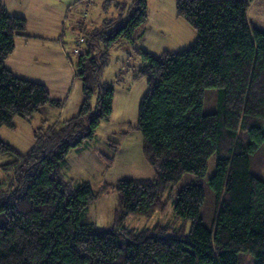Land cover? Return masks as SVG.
Wrapping results in <instances>:
<instances>
[{
	"label": "trees",
	"instance_id": "obj_1",
	"mask_svg": "<svg viewBox=\"0 0 264 264\" xmlns=\"http://www.w3.org/2000/svg\"><path fill=\"white\" fill-rule=\"evenodd\" d=\"M113 2L121 11L118 19L80 31L87 42L76 66L84 96L78 112L36 132L26 154L0 139V157L17 156L3 166L12 177L0 183V264H239L241 253L264 264V179L252 169L264 151V30L248 19L251 0H176L177 17L197 32V41L159 56L135 51V79L147 78L148 89L136 125L128 127L142 134L155 179H125L95 190L66 177L71 151L93 142L112 118L115 85L102 81L111 48L121 40L134 45L148 20V0H108L105 10ZM27 27L0 0V131L16 129L17 117L30 122L48 106L62 108L44 84L5 66L16 37L30 38ZM211 89L218 91L219 110L205 114ZM214 155L211 228L204 225L207 190L197 182L176 195L171 224L126 226L129 217L165 212L168 190L185 174L204 179ZM104 158L108 167L114 162ZM113 190V226L101 228L86 214Z\"/></svg>",
	"mask_w": 264,
	"mask_h": 264
},
{
	"label": "rangeland",
	"instance_id": "obj_2",
	"mask_svg": "<svg viewBox=\"0 0 264 264\" xmlns=\"http://www.w3.org/2000/svg\"><path fill=\"white\" fill-rule=\"evenodd\" d=\"M81 0H20L22 6H26V13L31 20L41 25H55L66 11L69 3L77 6L71 11L65 29V48L71 56L69 63L63 62L59 57L52 68L47 71L43 63L39 65L31 63L27 56L22 55L21 47L15 55L16 61H20L17 69L24 75H30L44 79L47 77L53 81L52 86L67 85L71 82V92L66 108L50 113V116L37 114L32 121H26L17 117L14 120L16 129L4 127L0 131V139L9 143L19 153H28L36 144V132L43 134L47 129L56 124V121L69 119L78 111L83 100L82 82L80 79L73 81L71 71L77 66L78 55L75 53V43L81 37L87 38V34L73 31L88 21L89 28L103 25L106 20L118 19L121 11L116 7V2L110 4L105 10L108 0H86L87 3L78 5ZM44 4V5H43ZM43 5V7H42ZM88 5V6H86ZM151 17L148 24H144L135 35V44L126 40L116 43L109 52L110 63L105 70L102 81L115 85L114 111L109 122H104L97 131L93 142L83 147L73 149L68 157L67 178L72 177L79 181H86L93 189L98 190L104 184H116L125 179H155L156 173L146 161L142 147L143 136L137 130H130L129 123L136 125L138 121V108L143 95L148 89L147 78L135 79L134 69L139 67V60L135 51L145 49L153 55L159 56L164 50L182 51L191 47L196 41L197 32L184 20L175 17L176 0H148ZM38 15L53 17L39 22L35 19ZM65 21V20H64ZM81 23V24H80ZM85 26L88 27V24ZM49 27V26H48ZM61 29V24L58 26ZM88 28V29H89ZM81 30V29H80ZM86 30V29H85ZM138 36H140L138 38ZM83 48V47H82ZM59 52V48L57 49ZM57 56V55H56ZM25 62L26 65L23 64ZM73 72V71H72ZM44 77H43V76ZM119 79V81H118ZM95 104V100H94ZM218 107V91L215 89L206 92L203 112L215 113ZM52 114V115H51ZM115 147V149H114ZM114 158V162L108 167L104 157ZM216 159L214 155L209 162V171L204 179H197L193 174H185L178 184L168 190L166 199H169L168 209L163 213H156L152 218L132 216L126 220V226L138 230L153 228L157 225L171 224L175 219L174 203L176 195L187 185L200 183L208 194L207 208L204 212V225L212 227L214 195L211 196L209 181L216 174ZM17 160L14 154L0 157V183L9 181L12 177L3 169V166ZM264 151L253 162V173L264 179ZM171 197H174L171 199ZM118 204L117 192L110 191L99 200L93 202L86 214L87 218L95 222L99 227L109 229L113 226L115 210ZM239 264H256L255 257L249 253L239 255Z\"/></svg>",
	"mask_w": 264,
	"mask_h": 264
},
{
	"label": "crops",
	"instance_id": "obj_3",
	"mask_svg": "<svg viewBox=\"0 0 264 264\" xmlns=\"http://www.w3.org/2000/svg\"><path fill=\"white\" fill-rule=\"evenodd\" d=\"M2 2L6 5L8 12L11 15L23 17L28 21V27H27V31L25 34L26 36L30 37V38H25L22 36L16 37V49L14 53L10 55V57L6 60L5 66L19 78L44 84L50 91V94L53 99L63 102L61 109H56L54 107L48 106L47 108H45L42 115L47 117V116H50L49 115L50 113H53L56 111H59L61 113L66 108L68 101H69V94L71 92V89H70L71 82L67 83V85L62 84V86H52L53 81L50 78L47 81V77H44L43 75L42 76L45 78V80L39 77L30 76V75L23 76V74L17 70L20 67L19 65L20 61L14 60L15 59L14 57L17 51L19 50V48L21 47L22 55L27 56V58L32 61L31 63L34 62V64H37V65H39V63H43L47 71L51 70L52 63H56V60L59 57L62 58L64 64L69 63L71 61V56L68 54L65 48V44H64V40H65L64 38L66 34L65 29L67 25L66 24L67 20L70 18L69 15L71 11L77 6V4L74 6L73 4L69 3L68 7L66 6V11L63 10V15L59 19V22L56 23L55 25H52L51 23H49V25L48 24L46 25L45 22L44 23L42 22L41 25H37L36 22L32 21L31 17L28 16V14L26 13V6L25 5L22 6L20 0H2ZM80 2L81 3H79L78 5L87 3L86 0H81ZM150 13L151 12L149 8L148 20L146 24H148L149 19L151 17ZM51 17H53V15H49V17L45 16L44 18L42 15H38L37 17H35V19L40 22L42 18L47 20ZM175 17L177 19H181L177 17L176 12H175ZM248 19L250 23L252 24V26L264 30V0H251V6L248 11ZM90 23H93V22L88 21L84 23V25L80 23L81 25H79L78 28L73 29V31L77 30L76 32H80L81 31L80 29L82 28L88 29ZM60 24H61V29L58 27ZM86 24H88V27L85 26ZM93 26L94 24L91 27ZM141 28L138 31H140ZM139 37L140 36H138V38ZM58 48H59L60 53H57ZM164 51H173V50H164ZM23 64L26 65L25 62H23ZM72 71H71V79L73 78V81H75L76 79H78L76 76V67L73 68ZM82 89H83V84H82ZM83 100H84V96H83ZM83 100L81 101L79 105V109L83 103ZM77 112H75L74 114H76ZM59 122H62V121H56V123H59ZM68 165H67L65 172H67L68 170ZM69 178L75 179L72 177H69Z\"/></svg>",
	"mask_w": 264,
	"mask_h": 264
},
{
	"label": "built area",
	"instance_id": "obj_4",
	"mask_svg": "<svg viewBox=\"0 0 264 264\" xmlns=\"http://www.w3.org/2000/svg\"><path fill=\"white\" fill-rule=\"evenodd\" d=\"M87 42V39H86V37H84V36H81L77 41H76V43H75V53L77 54V55H79L80 54V51H81V49H82V47L84 46V44Z\"/></svg>",
	"mask_w": 264,
	"mask_h": 264
}]
</instances>
